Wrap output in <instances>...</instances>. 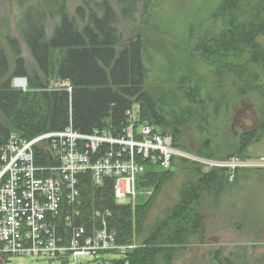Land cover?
I'll list each match as a JSON object with an SVG mask.
<instances>
[{
  "label": "trees",
  "instance_id": "trees-1",
  "mask_svg": "<svg viewBox=\"0 0 264 264\" xmlns=\"http://www.w3.org/2000/svg\"><path fill=\"white\" fill-rule=\"evenodd\" d=\"M113 2L122 20L129 23L153 4V0ZM14 3L21 8L17 32L36 70L29 71L18 41L6 34L3 40L13 67L0 40V144L12 135L30 141L69 124L81 134L94 130L121 134L133 104L139 107L136 125L146 122L171 136L175 149L206 161L243 159L256 133L264 136V87L258 75L264 71V0H221L204 36L195 43L187 34L190 59H208L204 64L213 71L214 83L200 88L183 77L176 110L157 104L145 90L149 74L144 42L139 36L122 38L117 14L107 0H82L73 14L68 0ZM14 78L26 79L25 90L12 86ZM65 81L70 92L54 85ZM250 95L263 103L258 127L242 131L224 154L216 139L235 118L232 109ZM35 152L37 156L45 153ZM204 166L179 156H173L169 171L145 164L136 177L135 200L123 204L112 197L111 179L95 187L89 175H82L79 196L74 204L64 206L65 211L74 226L91 232L105 221L115 233L117 246L135 245L122 255L115 253L119 259L111 264H172L180 251L202 238L205 206L216 207L229 175L227 167L209 166L202 172ZM176 175L182 180L174 200L162 202L166 186ZM149 191L151 195H146Z\"/></svg>",
  "mask_w": 264,
  "mask_h": 264
},
{
  "label": "rangeland",
  "instance_id": "rangeland-1",
  "mask_svg": "<svg viewBox=\"0 0 264 264\" xmlns=\"http://www.w3.org/2000/svg\"><path fill=\"white\" fill-rule=\"evenodd\" d=\"M107 1L117 14V28L122 38L129 40L139 36L144 42L149 74L145 90L157 104L168 110L178 109L180 81L183 77L190 78L200 88L214 83L213 71L210 66L204 64L209 60L199 56L190 59L185 41L187 34L192 35L191 40L195 43L204 36L221 0H153V4L145 12L141 10L134 23L122 20L113 0ZM81 3L82 0H68L70 13L73 14L74 9ZM20 10L14 0H0V40L9 59L10 68L13 67V60L3 40L6 34L18 41L21 56L31 72L36 70L35 64L16 28ZM47 30L50 33L49 26ZM261 40L264 44V38ZM258 75L264 87V71L258 72ZM21 80L22 82L13 81L12 86L25 90L23 80L26 83V79ZM258 97L261 98L260 95ZM256 103L260 107L256 106ZM262 105L260 100L251 96L232 109L235 118L227 122L215 142L220 152L228 153L226 146L236 143L242 131L250 132L258 127V109ZM130 110L132 114L139 115L137 104H133ZM256 134L243 159L232 158L223 166H218L229 168V175L225 178V185L216 207L205 206L202 238L180 251L172 264H264V136L260 131ZM162 136L166 137L165 139L170 137L172 141L171 136ZM203 164L206 166L201 167L202 172H207L209 166H213L209 163ZM190 167L198 168L195 165ZM156 168L169 171L171 166L166 170L158 166ZM181 180L178 175L171 180L164 190L162 202L167 199L169 202L174 200L175 189ZM146 195H151L150 191L146 192ZM162 202L158 206L162 207ZM114 244L117 246L115 239ZM134 246H118V251L96 259L80 257L77 263L65 255L59 263L22 256L14 258L11 264H111L119 259L115 253L122 255Z\"/></svg>",
  "mask_w": 264,
  "mask_h": 264
},
{
  "label": "built area",
  "instance_id": "built-area-1",
  "mask_svg": "<svg viewBox=\"0 0 264 264\" xmlns=\"http://www.w3.org/2000/svg\"><path fill=\"white\" fill-rule=\"evenodd\" d=\"M55 87L70 92L67 82ZM134 122L130 115L129 125L114 136L98 130L79 134L70 127L42 134L34 139L47 145L48 164L41 166L34 162L33 140L9 137L0 147V264L22 256L59 263L66 255L77 261L118 249L105 222L87 234L71 224L64 206L76 202L82 175H89L95 187L111 179L118 203H132L136 177L142 172L133 161L135 153L163 170L170 168L176 155L171 138L146 123L135 127Z\"/></svg>",
  "mask_w": 264,
  "mask_h": 264
},
{
  "label": "bare ground",
  "instance_id": "bare-ground-1",
  "mask_svg": "<svg viewBox=\"0 0 264 264\" xmlns=\"http://www.w3.org/2000/svg\"><path fill=\"white\" fill-rule=\"evenodd\" d=\"M13 81L14 82H16V81H21V78H14L13 80H12V83H13ZM65 82H67V81H65ZM57 84V83H56ZM55 85V84H54ZM70 86V85H69ZM14 87V86H13ZM14 88H19V87H14ZM20 89V88H19ZM60 89H63V88H60ZM63 90H65V89H63ZM65 91H67V90H65ZM70 91H71V89H70ZM68 92V91H67ZM126 115H127V117H128V125H129V120H130V115L132 116H134V118H135V122L134 123H136L137 122V120H138V113H134V114H132L131 113V110H129V111H127L126 112ZM144 123H146V122H142L141 124H138V125H135V127L136 126H139V125H142V124H144ZM147 124V123H146ZM128 125H126V127L128 126ZM151 126V125H150ZM71 128L72 130H73V128H72V126H71V124H69V126L68 127H66V128ZM125 127V128H126ZM153 127V126H152ZM65 128V129H66ZM124 128V129H125ZM154 128V127H153ZM64 129V130H65ZM123 129V130H124ZM156 129V128H155ZM122 130V131H123ZM158 132H160V130L159 129H156ZM73 131H75V130H73ZM76 132V131H75ZM134 133H136L137 132V130H134L133 131ZM77 133H79V132H77ZM79 134H81V133H79ZM160 134H161V132H160ZM84 135H89V134H84ZM162 135V134H161ZM38 137V136H37ZM37 137H35V138H33V139H31V140H33V142H35L33 145H32V151H33V156H34V162H35V164L37 165V166H41V165H43V164H40V161H43V160H45V161H47V158H46V156H44L45 154H47V152H48V149H47V145L45 144V142H41V141H37V140H34V139H36ZM30 140V141H31ZM131 140H134V136H132L131 137ZM8 141V140H7ZM6 141V142H7ZM5 142V143H6ZM5 143H3V144H0V147H2V148H4L5 146H6V144ZM107 146V145H106ZM110 148H113V147H111L110 146ZM171 148H172V150L174 151V153L176 154L175 156H179V157H182L183 158V152L182 151H179V150H177V149H175L174 147H173V141H171ZM37 149H42V151H45V153H44V155L43 156H37L36 155V150ZM44 149V150H43ZM101 150H106V147H103ZM172 160H173V158H171L170 159V163H172ZM133 161H134V163L136 164V166H138V167H142V172L140 173V174H142L143 172H144V170H145V164H148V165H153V166H155V167H157L156 165H154V164H152L149 160H145V159H143V156H142V154H136L135 153V155L133 156ZM48 164V163H47ZM105 182H106V180L103 182V184L101 185V187H103V185L105 184ZM114 186H115V183H114V181H112V184H111V188H112V197H113V199L115 200V202L116 203H118V200H117V198L114 196ZM135 192H136V196H137V190H136V188H135ZM119 204V203H118ZM120 204H123V203H120ZM103 222H105V221H103ZM106 230H107V233L108 234H112L113 235V239H115V233L113 232V231H110L107 227H106ZM130 246H128L127 248H129ZM113 253V251L112 250H107V251H105V252H101V253H99V254H97L96 256H93L92 258L93 259H96V258H98V257H100V256H102V255H110V254H112ZM49 261V260H48ZM74 262H78V260L77 261H74Z\"/></svg>",
  "mask_w": 264,
  "mask_h": 264
},
{
  "label": "water",
  "instance_id": "water-1",
  "mask_svg": "<svg viewBox=\"0 0 264 264\" xmlns=\"http://www.w3.org/2000/svg\"><path fill=\"white\" fill-rule=\"evenodd\" d=\"M24 81V86L26 85V83H25V80H23ZM186 158H188V159H192V160H198V161H202V162H204V163H209V164H211V165H215V166H220V165H224L225 164V162L224 163H220V162H210V161H206V160H202V159H199V158H195V157H193V156H190V155H187V154H183Z\"/></svg>",
  "mask_w": 264,
  "mask_h": 264
}]
</instances>
